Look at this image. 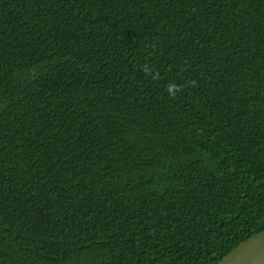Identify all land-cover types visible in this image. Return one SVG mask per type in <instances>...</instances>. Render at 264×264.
<instances>
[{
	"label": "trees",
	"instance_id": "1",
	"mask_svg": "<svg viewBox=\"0 0 264 264\" xmlns=\"http://www.w3.org/2000/svg\"><path fill=\"white\" fill-rule=\"evenodd\" d=\"M262 231L264 0H0V264H217Z\"/></svg>",
	"mask_w": 264,
	"mask_h": 264
},
{
	"label": "water",
	"instance_id": "2",
	"mask_svg": "<svg viewBox=\"0 0 264 264\" xmlns=\"http://www.w3.org/2000/svg\"><path fill=\"white\" fill-rule=\"evenodd\" d=\"M217 264H264V231L241 242Z\"/></svg>",
	"mask_w": 264,
	"mask_h": 264
},
{
	"label": "clouds",
	"instance_id": "3",
	"mask_svg": "<svg viewBox=\"0 0 264 264\" xmlns=\"http://www.w3.org/2000/svg\"><path fill=\"white\" fill-rule=\"evenodd\" d=\"M143 70H144V72L146 74L153 75V79L158 78V73L153 74L152 71H151V69L147 65L144 66V69ZM180 91H182V86H178L175 83H169V85L166 87V92L168 93V95H169L170 98H175V96Z\"/></svg>",
	"mask_w": 264,
	"mask_h": 264
}]
</instances>
